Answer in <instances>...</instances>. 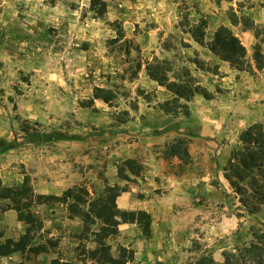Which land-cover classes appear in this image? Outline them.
<instances>
[{
  "label": "rangeland",
  "instance_id": "obj_1",
  "mask_svg": "<svg viewBox=\"0 0 264 264\" xmlns=\"http://www.w3.org/2000/svg\"><path fill=\"white\" fill-rule=\"evenodd\" d=\"M105 1L106 11L98 13L100 5L94 6L92 0H0V126H7L10 135L4 139L15 143L14 147L26 146L25 157H20L24 161L15 153L6 155L8 168L17 166L35 194L40 189H51L53 182L60 191L44 195L64 196L72 190L67 201L48 197L40 200L31 193L21 199L22 211L33 216L29 226L33 242L48 238L44 221L51 207L47 206H64L70 214L69 204L78 202L75 196L80 194L84 200L79 209L91 213V201L110 195L107 186H116L120 192L138 189L148 174L160 186L158 193H162L171 182L169 177L184 173L186 163L195 158L197 175L211 172L210 181L219 186V152L231 145L230 157L244 130L239 132L238 142L232 143L224 132L225 126L252 119L256 120L248 126L264 123V114L257 118L245 110L228 114L208 108L205 114H193L191 100L179 98L171 102L175 92L158 81L156 84L162 87L152 85L146 64L158 58L169 69L167 82H179V90L186 96L196 84L206 89L201 94L207 98L226 91L218 85L210 89L201 83L204 75L214 79L223 75L204 48L210 49L208 44L218 28L214 34L212 30L208 32L204 14L197 22L190 20L188 0L175 2L179 15L173 22L164 19V8L172 6H166L164 0ZM225 1L229 17L235 21L241 3L233 1L234 5H230L232 0ZM243 19L258 33H264V27L255 26L248 17ZM263 49V43L254 46L257 69L263 67ZM243 68L257 73L248 56ZM188 73L195 83H188ZM96 94L110 99L105 101ZM244 102L247 101L237 100L239 104ZM173 108L177 112L169 110ZM182 126H216L217 130L201 134ZM4 170L0 167L1 172ZM226 191L229 197L209 200L198 194L191 199L195 206L189 219L192 243L188 258L181 264H194L199 256L210 253L219 241L240 229L239 225L218 234L211 231L216 222L232 214L249 215L234 196L230 183L224 186ZM178 206L186 207L184 203ZM74 217L83 223L80 252L94 249L95 232L103 222L94 213L87 221L82 214ZM251 226V238L224 249L223 255L249 243L253 230L262 228V223ZM119 236L120 230L106 238L114 245L112 252L119 253ZM85 252L83 260L92 264Z\"/></svg>",
  "mask_w": 264,
  "mask_h": 264
},
{
  "label": "crops",
  "instance_id": "obj_2",
  "mask_svg": "<svg viewBox=\"0 0 264 264\" xmlns=\"http://www.w3.org/2000/svg\"><path fill=\"white\" fill-rule=\"evenodd\" d=\"M177 0H164L166 6H172L163 13L165 21L173 22L178 18V13L174 9ZM240 2V10L237 8V19L232 20L227 13V4L225 0H188L190 6L186 9L190 20L197 22L202 14L208 21V32L214 34V31L220 26L229 27L242 41L247 49V56L257 73L251 70L237 69L231 65L229 61L220 59L210 49L206 51L210 60H216L219 69L223 72L220 79L203 77L207 80L201 81L207 87L216 88L220 86L226 88L225 92L207 98L201 93L193 95L190 105L192 113L205 114L208 108H215L216 112L230 113L231 111L245 110L251 116L257 118L264 114V63L262 69L256 68V59L253 55L254 46L259 42L263 43L264 38L260 36L264 33H258L256 28L249 25L243 18L248 17L257 27H264V0H232L228 4L234 5L232 2ZM171 9V10H170ZM208 33V34H210ZM211 40V37H210ZM263 40V41H261ZM264 58V49H263ZM152 85L162 87L156 80L150 79ZM244 100L242 104L237 100ZM249 121L232 122L225 126V134L231 138L232 143L238 142L239 132L247 128ZM216 126H182L188 131L198 132L201 134L215 133ZM10 135L7 126H0V138L4 139ZM156 139H151L155 141ZM229 149L231 147L228 146ZM26 146L10 148L7 151L0 152V167L5 170L0 171V180L3 186H20L24 181V174L18 171L17 166L12 165L8 168L6 155L13 153L17 155L21 161H24ZM229 149L219 152L218 162L220 167L219 186L210 181L211 172H205L204 175H197V158L194 161L186 163L184 173L181 175H173L169 177L171 181L166 191L158 193L160 186L154 177L150 174L146 176V180L142 181V185L136 188L123 190L116 198L117 207L120 210H145L151 215V233L146 236L137 222H121L119 224L120 236L118 244L122 246L132 247L135 250V256L132 261L127 264H181L188 258L190 246L192 243L190 217L193 216L195 206L191 204V199L196 195H201L204 199H218L222 195L229 197L228 191L223 192L224 186L229 185L228 179L225 177L224 167L229 160ZM27 150L26 152H28ZM15 153V154H14ZM19 154V155H18ZM225 164V165H224ZM150 176V177H148ZM40 182H43L41 179ZM47 183V182H46ZM61 183V182H60ZM222 183H225L223 185ZM45 185V184H43ZM51 189L37 190L39 194L58 193L60 190L54 188L56 183L50 184ZM231 186V185H230ZM234 196L235 192H234ZM237 198V197H236ZM238 199V198H237ZM3 203H9V199L0 197ZM184 203L185 208L180 209L179 204ZM175 205L177 206L175 209ZM44 207V205H42ZM51 207L49 217L44 221V227L48 230V238L40 239L34 244H45L46 250L40 253H30L15 251L8 255H0V264H89L80 258L78 246L82 242L79 234L83 230L82 220L78 217H71L67 208L62 206ZM238 211L244 212L238 208ZM263 211L258 218L253 216H245L232 214L221 219L212 226L211 231L218 234H224L226 231L233 230L240 225V229L232 234L226 240L219 241L218 245L210 253L218 260L223 261V250L233 246L243 244L251 238V225L255 222H264ZM28 226L24 221L19 219L18 212L14 208L0 210V242L6 239L19 240L26 233ZM49 239L54 240L55 245H51ZM35 241V237L33 238ZM112 249H114V245ZM114 255L118 253L113 252Z\"/></svg>",
  "mask_w": 264,
  "mask_h": 264
},
{
  "label": "trees",
  "instance_id": "obj_3",
  "mask_svg": "<svg viewBox=\"0 0 264 264\" xmlns=\"http://www.w3.org/2000/svg\"><path fill=\"white\" fill-rule=\"evenodd\" d=\"M94 6L100 5L98 13H104L106 10L105 0H92ZM199 41L203 40L198 38ZM209 48L220 59L229 61L231 65L237 69H244L243 62L247 56V49L241 39L227 26H220L214 34L213 39L208 44ZM146 68L148 74L161 85H166L170 90L175 92L176 96L171 102L185 98L191 100L196 93H204L205 88L196 84L191 90V94L186 96L181 92V84L177 81H168L167 72L169 69L164 68V62L158 58L154 62H147ZM188 76L191 74L188 73ZM188 83H195L194 78L190 76ZM178 88L175 90L173 88ZM98 91H104L103 88H97ZM97 98L109 101V97L104 94H96ZM185 107V106H181ZM177 108V107H176ZM169 109L177 112V109ZM188 113V111H186ZM239 144L236 145L230 154L229 160L224 168L225 177L228 179L238 198L241 207L250 215L258 218V215L264 210V123H254L244 129L239 136ZM16 144L8 142L5 139L0 141V152L6 151ZM1 182V180H0ZM106 190L109 196L107 198H98L91 201V213L97 219L103 222L102 228L95 232L97 246L94 249L82 250L81 245L78 246L80 258L86 255L87 251L92 260V264H127L132 261L135 256V250L132 247L120 246L118 255L112 252V246L107 242L106 238L115 236L119 233V224L121 222H138L146 236L151 233V215L145 210H120L116 204V198L120 194V189L116 186H107ZM31 191V192H30ZM31 193V194H30ZM43 198H54L56 200L67 201L72 196V190L65 192L64 196L35 194L28 186L27 180L20 186L10 187L0 184V197L9 199V203L0 201V210L14 208L18 212L19 219L28 224V229L19 240L6 239L0 242V255H8L15 251L30 253H40L46 250L45 244H34L33 236L29 226L33 221L31 214H25L22 211L20 201L27 195ZM17 197H20L18 200ZM78 202L69 204L70 216L74 217L82 214L86 221L90 218L91 213H83L79 209L80 201L83 195L75 196ZM262 228L253 230V239L249 243L236 248L235 250H227L224 252L223 261L216 260L211 253H203L199 256L194 264H264V222ZM53 246L54 242H50ZM71 264V263H66Z\"/></svg>",
  "mask_w": 264,
  "mask_h": 264
}]
</instances>
